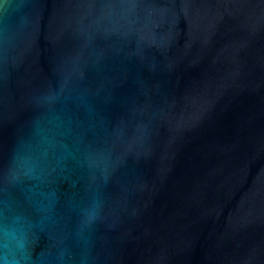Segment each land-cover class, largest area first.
Segmentation results:
<instances>
[{"label":"water","instance_id":"1","mask_svg":"<svg viewBox=\"0 0 264 264\" xmlns=\"http://www.w3.org/2000/svg\"><path fill=\"white\" fill-rule=\"evenodd\" d=\"M0 264H264V0H0Z\"/></svg>","mask_w":264,"mask_h":264}]
</instances>
